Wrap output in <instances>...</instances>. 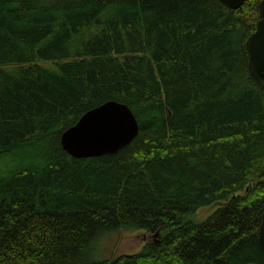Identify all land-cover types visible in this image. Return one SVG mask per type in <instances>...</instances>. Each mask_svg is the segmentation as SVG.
<instances>
[{"label": "trees", "instance_id": "16d2710c", "mask_svg": "<svg viewBox=\"0 0 264 264\" xmlns=\"http://www.w3.org/2000/svg\"><path fill=\"white\" fill-rule=\"evenodd\" d=\"M260 1L0 0V264H264ZM107 101L137 137L71 158L61 134ZM122 230L158 242L98 258Z\"/></svg>", "mask_w": 264, "mask_h": 264}, {"label": "water", "instance_id": "95a60500", "mask_svg": "<svg viewBox=\"0 0 264 264\" xmlns=\"http://www.w3.org/2000/svg\"><path fill=\"white\" fill-rule=\"evenodd\" d=\"M227 8L239 9L247 0H218ZM255 30L245 41L247 68L257 84L264 89V0L258 5ZM139 126L127 105L107 101L85 112L74 126L60 136L62 149L74 159L114 155L131 144ZM259 247L264 253V212L258 233ZM154 238L159 237L155 232ZM155 242H158L157 240Z\"/></svg>", "mask_w": 264, "mask_h": 264}, {"label": "rangeland", "instance_id": "374dc122", "mask_svg": "<svg viewBox=\"0 0 264 264\" xmlns=\"http://www.w3.org/2000/svg\"><path fill=\"white\" fill-rule=\"evenodd\" d=\"M217 207L210 205L200 208L191 218L196 223H202ZM153 235L143 230H122L109 233L99 241L96 251L97 257L109 259L121 254H136L142 250L148 241H156Z\"/></svg>", "mask_w": 264, "mask_h": 264}, {"label": "bare ground", "instance_id": "6f19581e", "mask_svg": "<svg viewBox=\"0 0 264 264\" xmlns=\"http://www.w3.org/2000/svg\"><path fill=\"white\" fill-rule=\"evenodd\" d=\"M98 106H99V105H98ZM98 106H96V107H98ZM96 107H94V108H96ZM91 109H93V108H91ZM91 109H89V110H91ZM89 110H88V111H89ZM72 126H74V125H72ZM72 126H70V127H72ZM70 127H69V128H70ZM67 154H68V153H67ZM68 155H69V154H68ZM69 156H70L71 158H73L71 155H69ZM73 159H74V158H73ZM156 243H157V242H156Z\"/></svg>", "mask_w": 264, "mask_h": 264}]
</instances>
